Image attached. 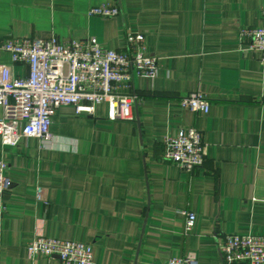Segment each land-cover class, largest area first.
Segmentation results:
<instances>
[{"label": "crops", "instance_id": "obj_1", "mask_svg": "<svg viewBox=\"0 0 264 264\" xmlns=\"http://www.w3.org/2000/svg\"><path fill=\"white\" fill-rule=\"evenodd\" d=\"M116 3L112 17L91 7ZM262 0H0V40L8 36L96 37L117 48L129 29L145 32L157 58L154 78L134 80V120L60 106L51 137L0 133V158L11 186L0 216V264H61L31 257L37 235L92 245L101 264H165L171 255L221 264L217 240L264 233V68L241 39L261 23ZM0 63L12 64L0 49ZM27 73L22 64L14 66ZM198 90L208 113L182 108ZM2 107L0 106V117ZM195 127L208 145L204 164L188 172L163 159V138ZM45 200L36 198V188ZM185 211L196 213L189 234Z\"/></svg>", "mask_w": 264, "mask_h": 264}, {"label": "built area", "instance_id": "obj_2", "mask_svg": "<svg viewBox=\"0 0 264 264\" xmlns=\"http://www.w3.org/2000/svg\"><path fill=\"white\" fill-rule=\"evenodd\" d=\"M120 13L116 3L104 2L89 9L88 14L112 17ZM261 23L240 30L247 49L258 56L264 68V0L259 10ZM0 49L11 55L12 64L0 63V133L19 128L23 137H51L52 118L62 105H70L76 114L94 115L100 104L107 107L111 120H134L137 77L154 78L157 58L149 53L145 32L126 30L117 48H110L96 37L63 39L50 36H8L0 40ZM27 67L26 74L14 66ZM182 108L208 113L210 101L195 90L181 97ZM163 159L185 171L202 166L208 145L200 130L180 128L163 138ZM9 165L0 158V216L7 211L5 192L11 186ZM36 198L45 200V190L36 188ZM184 232L189 234L196 222V213L185 211ZM221 264H264V233H229L217 240ZM29 256L59 257L61 264H101L93 259L92 245L77 240L37 235L27 244ZM165 264H196L186 256L171 255Z\"/></svg>", "mask_w": 264, "mask_h": 264}]
</instances>
